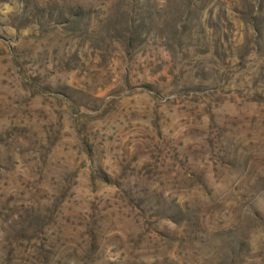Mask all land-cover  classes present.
Here are the masks:
<instances>
[{"label":"rangeland","instance_id":"obj_1","mask_svg":"<svg viewBox=\"0 0 264 264\" xmlns=\"http://www.w3.org/2000/svg\"><path fill=\"white\" fill-rule=\"evenodd\" d=\"M0 264H264V0H0Z\"/></svg>","mask_w":264,"mask_h":264}]
</instances>
